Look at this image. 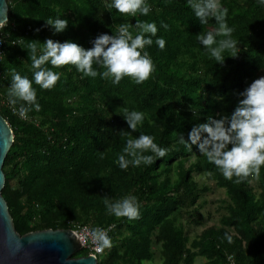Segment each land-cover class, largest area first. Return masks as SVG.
<instances>
[{"label": "trees", "instance_id": "obj_1", "mask_svg": "<svg viewBox=\"0 0 264 264\" xmlns=\"http://www.w3.org/2000/svg\"><path fill=\"white\" fill-rule=\"evenodd\" d=\"M220 2L228 9L226 19L240 51L223 65L196 39L214 29L215 22L201 25L185 0H148V15L135 18L110 8V0H9V19L0 28V113L13 130L14 143L4 163L2 195L17 232L103 228L113 246L97 255L98 264H157V257L159 264H197L198 259L227 264L231 255L236 264H264V166L258 175L236 183L235 177L225 179L195 145L189 151L178 143L207 116L230 115L243 98L240 93L264 76V5L258 0ZM58 16L69 23L54 34L45 20ZM136 20L154 21L156 35L165 40L163 49L156 37L146 47L155 71L142 83L124 77L112 84L65 65L53 69L61 73L53 88L33 82L39 111L32 109L23 119L8 103L11 70L32 79L30 43L51 38L90 48L97 35L114 34L121 23L134 31ZM125 109L144 114L136 131L123 119ZM140 132L170 151L152 165L119 168L126 140ZM195 174L213 181L226 198L220 226L191 237L193 228L204 224L202 200L211 191ZM126 194L139 201L138 219L106 211V197L117 200ZM91 253L82 248L73 257Z\"/></svg>", "mask_w": 264, "mask_h": 264}, {"label": "clouds", "instance_id": "obj_2", "mask_svg": "<svg viewBox=\"0 0 264 264\" xmlns=\"http://www.w3.org/2000/svg\"><path fill=\"white\" fill-rule=\"evenodd\" d=\"M258 3L264 5V0H258ZM185 4L192 9L201 25L215 22L214 29L196 35L205 51L220 65L224 64L226 57H237L239 44L232 38L233 28L226 19L228 9L220 0H185ZM109 7L134 18L137 14L147 16L151 8L148 0H110ZM45 22L54 34L63 32L69 23L60 16L48 18ZM6 24V18L0 20V28ZM160 26L165 30L168 28L163 21ZM133 27L134 31L127 23H121L114 34L97 35L90 48L72 40L60 42L51 38L30 43L27 50L32 79L11 70L8 103L22 118H27L32 109L39 111L33 82L41 89L53 88L61 78V73L53 69L65 65L75 66L82 76L95 78L99 75L112 84H118L124 77L137 84L142 83L155 71L146 47L151 46L153 37H156L155 44L163 49L165 40L156 35L158 28L154 21L136 20ZM226 52L230 54L225 55ZM94 65L103 71L98 72V67ZM240 95L243 98L230 115L219 118L209 115L204 122L192 126L187 139L182 134L178 140L189 151L195 145L196 150L214 164L225 179L235 177L236 183L250 175H258L261 166H264V76L254 79ZM122 116L132 131H136L144 120V114L135 109H125ZM169 151V148L158 145L153 136L140 132L135 138L126 140L122 154L117 158L118 167L126 170L129 166L152 165ZM104 204L107 213L117 218L126 217L129 221L139 218L140 204L133 194H126L117 200L106 197ZM90 238L97 254L113 246L111 237L103 228L92 227ZM225 238L232 242L228 233H225Z\"/></svg>", "mask_w": 264, "mask_h": 264}, {"label": "water", "instance_id": "obj_3", "mask_svg": "<svg viewBox=\"0 0 264 264\" xmlns=\"http://www.w3.org/2000/svg\"><path fill=\"white\" fill-rule=\"evenodd\" d=\"M9 0H0V20L9 19ZM14 143V133L0 113V264H98V257L73 256L82 244L72 229H48L21 235L15 229L7 201L4 163Z\"/></svg>", "mask_w": 264, "mask_h": 264}, {"label": "rangeland", "instance_id": "obj_4", "mask_svg": "<svg viewBox=\"0 0 264 264\" xmlns=\"http://www.w3.org/2000/svg\"><path fill=\"white\" fill-rule=\"evenodd\" d=\"M194 178L197 182L201 184H208L211 188V191L202 200L203 202H205V205L202 209L204 224L200 227H194L191 232V237H194L196 234L198 235L202 233L205 228L220 226V218L222 214H224L221 202L226 198L225 191L216 188L215 183L213 181H208L205 176L198 174H195ZM99 258L101 259L103 258V256H100ZM156 261L157 264L161 262L159 257L156 258ZM197 264H205V261L203 259H198Z\"/></svg>", "mask_w": 264, "mask_h": 264}, {"label": "built area", "instance_id": "obj_5", "mask_svg": "<svg viewBox=\"0 0 264 264\" xmlns=\"http://www.w3.org/2000/svg\"><path fill=\"white\" fill-rule=\"evenodd\" d=\"M2 45H3V40L0 39V48L2 47ZM23 119H26V118H23ZM91 228L92 227L89 225H82V226H78L74 231H75L76 236L79 238L82 244V248L90 249L92 251L91 254H94L97 256L98 254L95 253L94 245L90 238ZM227 264H236V260L233 255L228 256Z\"/></svg>", "mask_w": 264, "mask_h": 264}]
</instances>
